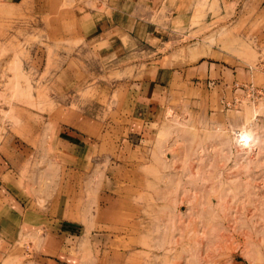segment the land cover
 Returning a JSON list of instances; mask_svg holds the SVG:
<instances>
[{"label": "rangeland", "instance_id": "obj_1", "mask_svg": "<svg viewBox=\"0 0 264 264\" xmlns=\"http://www.w3.org/2000/svg\"><path fill=\"white\" fill-rule=\"evenodd\" d=\"M108 2L0 0V184L37 223L0 239V264H48V231L74 223L82 264H264V21L209 20L207 52L187 41L162 62L252 70L227 81L263 98L228 110L219 73L154 93L150 45L106 66L88 44Z\"/></svg>", "mask_w": 264, "mask_h": 264}, {"label": "crops", "instance_id": "obj_2", "mask_svg": "<svg viewBox=\"0 0 264 264\" xmlns=\"http://www.w3.org/2000/svg\"><path fill=\"white\" fill-rule=\"evenodd\" d=\"M239 6L247 9L244 12L241 9L236 16ZM107 8L110 14L102 15L100 18L103 23L100 28L98 27V31L93 30L96 34L92 32L94 35L88 44L89 50L95 51L106 66L117 67L128 58L136 56L137 51L140 53L144 45L152 46L156 50L155 54L164 52V55L156 59L157 61L149 62L146 65L147 82L145 85L152 87L154 93L161 90L168 95L178 83L202 86L206 84L207 80H212L214 74L219 73L222 78L217 82L216 88L220 89V95L229 97L232 84L237 80L231 83L227 80L236 79L243 72L245 78L253 73L252 70L245 71V67L238 66L239 62H236L237 66L234 71L229 68H226L228 71H222L220 69L222 65L217 62L203 61L195 67H190L189 64H175L176 62L172 58L165 65L162 62L172 55L176 46L177 49L180 46L184 48L188 46V42H192L191 45L199 44L201 49L198 50V53L207 52L209 46H201V42L204 41L203 37L209 36L210 33L202 35L201 42L194 41V34L203 31L212 22L226 21L229 23L225 27H228L232 24L237 26L244 23L243 21L250 24L257 19L264 21V0H109ZM251 10H256L253 17H250ZM194 22H200V24L195 25ZM222 28H224V23H219L206 32H220ZM249 28L248 26L246 29L249 30ZM259 36L260 39H264V30H261ZM170 46H173L172 51H168ZM195 53H191V55ZM225 57L226 55L222 52H216L217 60H222ZM204 58L205 56H201L197 60ZM229 71L232 72L231 75ZM211 84L209 82V85ZM0 168L5 169L1 166ZM0 205H2L0 210L5 211L6 214L3 219V212L0 211L1 240L12 241L21 231L36 227V220L29 218L30 213L24 214L22 203L19 204L16 198L9 193V188L4 187L3 184H0ZM8 214L9 216H7ZM47 225L48 223L45 225L46 229L52 230L53 223H49V227ZM75 225L77 224L66 226L63 228L64 231L60 229L62 226L58 228L60 230L48 231L45 237L48 244L47 252L53 253V248H58L55 255L47 253L56 257V259H45L48 264H82L80 256H73L71 252H67L74 248L77 251L80 247V238H82L83 232L82 228ZM74 229H77L75 235L70 234ZM77 234L80 235L77 236Z\"/></svg>", "mask_w": 264, "mask_h": 264}, {"label": "built area", "instance_id": "obj_3", "mask_svg": "<svg viewBox=\"0 0 264 264\" xmlns=\"http://www.w3.org/2000/svg\"><path fill=\"white\" fill-rule=\"evenodd\" d=\"M231 91L233 92L232 97H224L221 101L224 109H237L243 102L256 103L263 98V90L253 83L236 81L232 84Z\"/></svg>", "mask_w": 264, "mask_h": 264}, {"label": "bare ground", "instance_id": "obj_4", "mask_svg": "<svg viewBox=\"0 0 264 264\" xmlns=\"http://www.w3.org/2000/svg\"><path fill=\"white\" fill-rule=\"evenodd\" d=\"M251 136H252V135H251ZM245 138H246V137H245ZM247 138H248V137H247ZM247 141H248V140H247ZM247 141H246V142H247Z\"/></svg>", "mask_w": 264, "mask_h": 264}]
</instances>
